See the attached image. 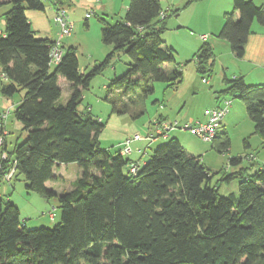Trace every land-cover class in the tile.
Wrapping results in <instances>:
<instances>
[{
    "label": "trees",
    "instance_id": "trees-1",
    "mask_svg": "<svg viewBox=\"0 0 264 264\" xmlns=\"http://www.w3.org/2000/svg\"><path fill=\"white\" fill-rule=\"evenodd\" d=\"M43 2L7 3L0 34V95L11 97L23 90L13 115L25 137L10 152L3 138L0 154L6 157H0V182L14 168V175L24 177L27 193L57 200L60 219L52 228L28 229L17 206L0 196V264H264V170L263 165L254 167L257 158L242 167L246 155L230 157V172L224 168L212 173L199 156L169 136L131 174L133 159L123 156L119 147L101 148L97 137L104 125L87 108L79 110L82 90L119 51L129 63L108 92L147 96L153 82H181V72L162 69L174 62L173 51L159 36L169 10L158 0H130L122 21H102L101 41L113 50L82 74L73 47L50 69L55 41L36 38L25 15L26 9L43 11ZM62 4L64 0L55 3ZM224 18L216 37L241 58L252 23L264 27V6L232 0V11ZM212 58L211 45L203 41L194 56L201 75L211 72ZM59 77L69 85L65 103L60 102ZM223 79L229 85L224 92L242 99L254 134L264 144V84L247 85L241 77L226 75ZM112 111L123 114L127 109L112 104ZM5 120L0 125L5 127ZM210 143L218 153L230 147L222 129ZM73 164L79 173L70 189L45 187L55 169ZM232 182L236 192L221 195L219 186Z\"/></svg>",
    "mask_w": 264,
    "mask_h": 264
},
{
    "label": "rangeland",
    "instance_id": "rangeland-1",
    "mask_svg": "<svg viewBox=\"0 0 264 264\" xmlns=\"http://www.w3.org/2000/svg\"><path fill=\"white\" fill-rule=\"evenodd\" d=\"M64 6L71 23L74 24L69 37L61 40L60 47L65 52L69 47L75 49L78 59L79 70L82 74H88L92 69L100 64L106 55L113 50L111 45L103 44L101 41L102 21L107 24H114L124 19L127 6L130 0H64ZM162 9L168 8L165 29L159 34L165 46L170 48L174 54V62L162 65L165 72L177 70L181 72L183 78L181 82L170 85L163 82H153V92L147 96L138 94L126 97L119 96V91L108 88L115 77L123 75L127 70L128 57L123 51L117 52L110 60L109 64L95 75L86 89L82 90V100L79 110L87 108L91 116L100 120L104 125L97 137L98 143L103 149L120 148L122 143L134 134L141 137L147 136L150 126L157 119L166 121H178L181 124L191 120H202L205 108H216L224 100H230L228 114L222 120V130L230 140L228 151L218 153L212 149V144L201 141L187 131L178 130L170 134L175 137L192 155L199 156L201 163L210 169L212 173H217L227 167V160L230 157H242V167L250 165L248 157L256 156L259 160H264V144L262 139L254 134L253 122L248 117L244 102L237 95L224 92L229 85L221 75L220 64L230 67L234 65L223 50L218 45L213 50V68L211 72L201 75L197 71V64L194 60L195 53L203 43L199 39L204 32V20L209 13L215 14L221 8H225L227 0H159ZM169 5V6H168ZM44 10L35 11L26 9L25 15L31 25L36 38L57 40L58 28L52 19L54 10L51 4L43 2ZM9 9L8 4H0V32H3L5 25V14ZM232 11L223 12L228 13ZM86 14L89 15L85 21ZM217 15V13H216ZM222 15V25L224 16ZM210 18V16H209ZM221 25V27H222ZM219 28V31L221 29ZM218 31V32H219ZM217 32V33H218ZM205 36V35H204ZM214 37L207 40L211 44ZM223 56V57H222ZM54 65H50L52 70ZM230 72H226L227 79H232ZM203 79L207 83L202 82ZM223 79V83H222ZM58 86L61 89V103H65L69 96V85L63 77H59ZM221 91V92H220ZM23 90L18 89L11 97L0 95V121L2 114L10 108L9 114L3 125L7 151H12L14 145L22 142L25 133L21 125L15 120L13 112L17 104L21 101ZM218 99V100H216ZM112 104L117 108L126 107L127 111L118 114L112 111ZM1 129V128H0ZM166 140L157 139L151 144L145 141L131 145L132 153L127 157L138 159L139 162L146 161L153 149L161 145ZM148 146V148H146ZM135 147L145 149V154H139L133 149ZM1 157V154H0ZM6 155L4 153L3 158ZM250 161V160H249ZM78 171L75 164L69 169L60 170L61 176L66 179L51 180L45 183L46 188H54L58 192L60 189L71 188L73 181L77 177ZM57 174V173H56ZM59 174V175H60ZM14 168H10L4 177V182H0V196L9 200L19 209L20 219L24 221L28 229L38 227L52 228L60 219V210L55 198L45 199L39 194L25 190V179L19 173H15ZM13 177V179H11ZM219 175H215L213 183L218 180ZM62 190V191H64ZM237 190L236 182L219 186L221 195H228Z\"/></svg>",
    "mask_w": 264,
    "mask_h": 264
},
{
    "label": "built area",
    "instance_id": "built-area-1",
    "mask_svg": "<svg viewBox=\"0 0 264 264\" xmlns=\"http://www.w3.org/2000/svg\"><path fill=\"white\" fill-rule=\"evenodd\" d=\"M44 2H48L51 4L52 9L54 10L53 23L58 28V39L50 48L49 60L50 65H56L60 62L63 56V50L60 47V42L63 38L69 37L71 31L73 29L74 24L70 22L69 17L65 8L59 5H55L56 0H43ZM89 15L86 14V18ZM165 13H160V18H164ZM201 40H205L206 36H200ZM4 77V76H3ZM203 83H207L206 80H202ZM231 105L230 100H224L222 104H219L216 108H206L203 110V119L202 120H191L185 122L184 124L179 123L178 121H166L162 120L160 122L156 121L152 126H150L147 136L141 137L139 134H134L122 143V151L120 152L123 156H128L132 153L131 145L137 142L145 141L147 144H151L157 139L166 140L170 134L176 132L178 130L187 131L189 134L199 138L201 141L210 143L212 142L218 135L221 129V122L223 118L227 115L229 111V107ZM9 111L7 110L3 115V119L5 120ZM0 135L3 133V126H0ZM3 136H0V145L3 143ZM148 148V146L146 147ZM133 151L139 154H145L146 150L135 147ZM3 159V155L1 156ZM256 160L255 156L248 157V161ZM142 164L138 160H133L129 164V172L131 174H136L138 171V167ZM264 170V165L262 167Z\"/></svg>",
    "mask_w": 264,
    "mask_h": 264
},
{
    "label": "crops",
    "instance_id": "crops-1",
    "mask_svg": "<svg viewBox=\"0 0 264 264\" xmlns=\"http://www.w3.org/2000/svg\"><path fill=\"white\" fill-rule=\"evenodd\" d=\"M58 1L59 0H56L57 3H58ZM251 1L257 6H264V0H251ZM8 2H9V0H0V4H2V3L7 4ZM66 5H67V3L64 1V4H62V7L65 8L64 6H66ZM168 8L169 7H166L167 10H168ZM231 9H232V0H227V3L225 4V8H221L219 11L215 12V14H213V16H212V13H209L207 15L206 20H204V30H205L204 32H206V33H202V35L206 36V39L204 41L207 42V40L210 36L214 37L213 40L211 41V44L209 43L211 45L212 51L218 45L223 50L222 54L224 56H227V58L230 59L231 62L233 63L234 67L232 70L230 69V67H225L223 65V64H225L224 62H222V64H220L222 77H224V75L227 74L226 72H230V70H231L232 78L241 77L242 80L247 85H263L264 84V27L261 26L260 24H258L256 21H254L252 23L250 34L247 38V43L245 45L244 55L241 58L235 57V55L231 52L229 45L226 41L221 40V39L216 37V35L218 34L217 32L219 31V28L222 25L223 12L229 11ZM216 13H217V15H216ZM209 16H210V18H209ZM234 18L238 19V13L237 12L234 13ZM2 33L3 32L1 31L0 34H2ZM202 35H200V36H202ZM199 39L201 40L200 37H199ZM201 41H203V40H201ZM213 57H215L214 53H213ZM215 59H217V58L215 57ZM222 83H223V79H222ZM0 123H1V121H0ZM5 138H6V136H5ZM245 155H247V154H245ZM133 160H139V158L133 159ZM256 161H257V163L254 164L255 168H259L262 165H264V160H259L257 158ZM141 163H143V161H141ZM69 166L70 165L61 166L59 169L54 170L53 176H54L55 183L59 182V179H61V180L66 179L64 176H61L60 170H62V169L67 170V169H69ZM225 170L230 172L231 168L226 167ZM76 173L78 174L79 171H76ZM60 182H65V181L62 180ZM68 189H70V188H68ZM68 189H66V190H68ZM62 190H64V189H60V191H58V192H62Z\"/></svg>",
    "mask_w": 264,
    "mask_h": 264
}]
</instances>
